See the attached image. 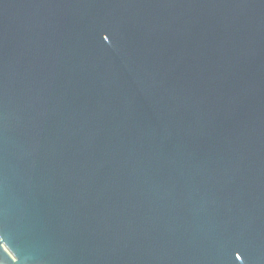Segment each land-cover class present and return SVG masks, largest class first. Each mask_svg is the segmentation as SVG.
<instances>
[{
	"label": "water",
	"instance_id": "water-1",
	"mask_svg": "<svg viewBox=\"0 0 264 264\" xmlns=\"http://www.w3.org/2000/svg\"><path fill=\"white\" fill-rule=\"evenodd\" d=\"M0 264H264V0H0Z\"/></svg>",
	"mask_w": 264,
	"mask_h": 264
}]
</instances>
